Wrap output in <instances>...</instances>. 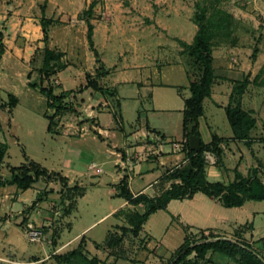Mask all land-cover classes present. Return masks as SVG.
<instances>
[{
  "label": "crops",
  "instance_id": "0c3cea01",
  "mask_svg": "<svg viewBox=\"0 0 264 264\" xmlns=\"http://www.w3.org/2000/svg\"><path fill=\"white\" fill-rule=\"evenodd\" d=\"M254 3L260 10L264 11V0H256ZM232 16L235 18V14ZM174 25L172 28L173 32L178 34H173V40L169 41L167 45L158 47V55L161 53V58L157 56L155 59L151 58L152 61H144L145 59L149 60V58L144 56V58L142 57L139 60L140 58L134 55V60L129 65L118 67V64H114L112 67H106L99 55L96 60L102 69L99 70L97 65L94 73L89 75L96 78L101 86L112 90L114 95L102 96L90 88L75 95L78 100L77 103L82 101L80 107L77 106L76 109L83 113L82 116L84 118L79 116V124L77 123L78 118H70L75 121L70 123V126L68 125L69 131L67 130V125L63 122L65 126H59L61 131L56 126L54 130L56 129L57 134L49 133L52 137L77 138L78 140L90 134L92 139L96 136L100 141L107 142L104 152H102L105 158L103 163L94 162L95 155L82 149L79 153L86 159V163L78 165L74 159H71L67 166L66 174L59 173L68 179L69 187L77 186L83 191L75 199L74 205H71L68 198L64 201L65 210L62 211L63 215L61 217L63 216L62 222L65 223V226H60L62 230L55 236L53 241L51 240L52 243L50 241L55 249L54 252L57 254L53 252L51 256H47L51 252V245L43 247V245L39 246L33 243L37 245L36 249L28 251L26 248H21L18 239L12 243L7 242L11 228L17 227L24 233L22 224H25L27 220L34 221L37 225H40V222L43 223V226L50 224L48 222L49 213L46 211L47 203L41 201L33 205L37 194H39L36 189V184L39 181L25 191L17 189L16 186H0V241H3L0 243V264H51L50 259L58 264L55 256L77 249L83 239L85 241L84 253L89 258L96 257L100 260L96 255L93 254L92 256L90 252L92 250L96 252V250L107 245L109 235L114 236L116 234L118 236L121 234L117 230V226L120 224L117 217L118 212L122 209L136 208L137 212L142 213L144 211L141 212V209H145L143 204L131 206L124 199L118 197L116 185L126 177L128 188L133 196L144 194L150 198H155L169 189L172 183L177 182L168 179L167 176L173 170L183 167L188 162L186 160V152H175L171 143L186 142L183 130L184 102L190 97V82L198 79L201 71L178 43V41H182L186 44H191L196 34L197 26L194 28L195 32L190 36L191 38L185 39V33L182 34L183 36L179 34L182 31L185 32V27L182 28L176 23ZM163 30L166 32L172 31L171 28L165 27ZM231 36L232 34L223 36L219 43L217 41L219 45H215L217 37L213 38L212 57L215 79L211 86L210 96L205 98L202 103L203 116L198 120L200 144H210L214 136L226 140L219 145L222 149L221 164H216L217 159L213 154L206 153L207 180L227 185L234 181L235 173L238 172L244 178H247L251 176L253 169H257V177L264 184V121L262 120L261 122L255 115L260 112L264 113V67L261 70L252 71V73H249V67L244 65L239 66V69H235L234 62L237 65L239 62L234 61L233 58L230 60V57L234 54V51L235 54L239 51L238 47L241 45ZM218 46H220L219 48L224 54L220 69L215 66L216 51L214 49ZM257 60L254 65L261 64L262 67L263 56H259ZM1 70H3L2 64L0 65ZM244 79H247L249 83L240 97V106L244 111L251 113V116L256 121L255 127L250 132V146H247L245 141L233 139V132L225 114L226 107L229 105L233 107L237 104L235 98L231 100L234 85ZM252 84L257 85V87ZM251 93L253 94L252 96ZM85 94H87L86 99L83 98ZM17 105L11 109L10 113H8L9 110H6L7 120L6 123L0 120V130L3 129L4 124H6L5 128L8 131L14 129L15 119L13 118V112ZM98 105H100L99 107L103 106V110H98ZM0 107H5L4 102L0 104ZM106 110L110 111L109 115L112 118H101V114L106 112ZM126 110H131L133 118L125 124L124 115ZM115 114L119 117L117 121L114 119ZM220 114H223L226 118L230 130L227 132L225 130L224 134H222V129L219 127L218 117ZM6 117L4 116V119ZM77 130H80L81 135L78 132L76 134ZM154 135L163 139L162 149L158 150V144L151 140ZM12 136L14 137L13 133ZM5 157H7V147ZM24 158L26 162L23 164H26V155H24ZM112 161L115 169L110 177L111 181L105 187L100 182L92 187L95 188L96 192L100 193L96 197V200L99 201L97 204L99 207H105L106 212L90 226L78 228L74 223L76 220L75 214L79 208L78 202L86 198L88 191L80 184L81 178L85 176L89 178L99 177L102 173L99 165H105ZM227 162L231 164L230 167L226 166ZM93 164L97 169L101 170L99 174L95 172L96 169L90 168ZM5 165L4 158L3 165L0 166V177L9 179V173L5 176L2 175ZM76 181H78V184ZM8 188H13L14 192H9L10 189ZM101 192H103V195ZM248 202L257 201L245 200L240 207L226 208L220 201L209 198L202 193L195 194L191 199L172 200L165 210H159L149 217L136 237L144 238L145 246L148 250H154L152 248L157 247L158 250L155 252L159 255L158 252L163 248L162 244L156 242L155 245H152L153 232L151 228L149 230H145V228L154 215L163 212L167 215L170 225L176 222L182 229L183 227H188L191 233H203L205 236L209 234L219 235L232 241L242 240L254 250L253 246L256 242L264 243V210L251 211L246 205ZM262 202L264 201H260V203ZM111 219L115 221V224L106 230L104 240L97 242L92 240V238L86 237L95 228V225ZM73 232L74 234L71 235ZM18 233L20 234V232ZM167 233L168 230L163 232L162 238ZM122 243L123 241L112 247L107 246V249L117 251ZM91 248L93 249L91 250ZM178 248L171 254H174ZM39 250L43 251L45 255H41ZM254 251L264 261V250L262 254H258L256 250ZM214 254L208 253L206 259L212 261ZM229 259L235 264H239L236 260ZM129 262L134 264L131 259ZM100 264H102L101 260ZM213 264L217 263L213 262Z\"/></svg>",
  "mask_w": 264,
  "mask_h": 264
},
{
  "label": "rangeland",
  "instance_id": "374dc122",
  "mask_svg": "<svg viewBox=\"0 0 264 264\" xmlns=\"http://www.w3.org/2000/svg\"><path fill=\"white\" fill-rule=\"evenodd\" d=\"M92 1L96 2L90 19V23L93 25L94 49L90 48L87 41V14L85 12ZM254 2L256 0H0V41L4 46V54L0 60V65L2 64L3 68L0 71V104L4 102V106H6L9 93L14 94L19 100V104L13 112L14 129L8 131L5 128L6 124H4L3 129L0 130L2 143L0 147H7L6 165L3 167L2 175L5 176L9 173L7 165L14 167L25 163L24 155H26L27 160H33L48 172L54 171L62 174H66L71 159H74L78 165L86 163V159L79 153L82 149L95 155L94 162L103 163L105 158L102 152H104L107 142L100 141L96 136L92 139L90 134L78 140L77 138L52 137L47 132L48 121L44 117V112L50 115L52 111L47 109L45 97L39 93L38 89L29 86L30 83L38 86L42 81L43 86H52L56 94L72 91L68 98L69 100L74 99L75 107H80L82 101L77 103L78 100L75 95L78 94L80 88L86 85V76L94 73L97 65L98 67L101 66L97 64L94 51H96L97 56L100 55V59L106 67H112L114 64H118V67L129 65L133 62L134 55H137L139 60L147 56L149 60L145 59L144 61H152L151 58L155 59L157 56L161 58V53L158 55V47L167 45L169 41L173 40V34H178L173 32L174 23L182 28L185 27V32L179 33L181 36L185 33V39L195 32L196 25L193 16L199 11L198 7L199 9L204 8L206 17L210 19L222 18L225 14L232 18L224 22L228 23L229 35L232 34L231 38H234L241 45L238 47L239 51L236 54L234 51L230 57V60L233 58L234 61L239 62L238 65L234 62L235 69H239L241 65L248 66L249 73L263 69L264 11L260 10ZM233 14H235V18H233ZM42 19L49 21L47 44L43 42ZM164 27L171 28L172 31L166 32L163 30ZM224 35L217 33L215 45H219L218 43ZM219 47L214 49L216 51L215 66L217 69H220L224 59V54ZM255 47L258 49V53L256 58H252L251 55ZM47 48L53 51L55 55L57 54L59 60L52 62L55 73L50 79L43 80L39 71L42 67L44 51ZM261 55L263 56L262 67L261 64L254 65ZM252 85L257 87V85ZM83 98L86 99L87 94L83 95ZM99 106L97 109L103 110V106ZM0 109H4L0 110V120L6 123V110L9 109L6 107H0ZM10 112L11 110L8 113ZM82 114L76 109L74 114L63 115L64 117L58 116L56 118L58 130L61 131L59 126L62 127L65 124L67 130H70L69 124L75 121L70 118H78L77 123L79 124V116ZM109 114L110 111L106 110L101 114V118H112ZM255 115L258 120L264 121L263 112ZM132 118L131 110H126L124 123L126 124ZM218 120L222 134L225 130L226 132L230 131L223 114H220ZM79 131L77 130L76 134L78 132L81 135ZM226 166L230 167L231 164L227 162ZM99 167L102 170L99 177L89 178L85 176L81 178V182L79 180L82 187L88 191L86 198L78 202L79 208L74 221L78 228L90 226L106 212L105 207L98 206L99 201L96 200V197L100 193L92 187L99 182L105 187L111 181L110 177L115 168L113 161L99 165ZM94 169H96L97 174L101 172L95 165ZM98 170L99 172H97ZM76 182L78 184V181ZM134 188L136 189V187ZM8 189H10L9 192H14L13 188ZM36 189L42 195V202L47 203L46 211L49 213L48 222L50 224L43 226V223L40 222V225H37L34 221L27 220L25 224H22L24 233L17 227L11 228L7 242L12 243L18 239L21 248H26L28 251L36 249L37 245L33 243L39 246L43 245V247L51 245V252L47 255L51 256L55 251L51 243L62 230L60 226H65V223L62 222L63 216L61 217L62 211L65 210L64 201L68 198L71 205H74L79 192L67 191L56 178L48 179L47 177L39 179ZM101 193L103 195V192ZM246 205L251 211L264 210V202H248ZM144 210L141 209V212ZM136 212V208L122 209L118 212L117 217L120 224L117 226V230L119 233L122 231L125 237L122 239L123 243L119 250L111 251L104 244L105 246L96 252L91 248L90 254L99 257L102 264H130V259L133 260L134 264H168L173 256L171 253L184 242L185 235L182 227L176 222L170 225L167 215L163 212H159L151 218L145 230L151 228L153 232L152 245H155L156 242L162 244L163 248L157 255L155 252L158 250L157 247L152 248L154 250H148L144 238L133 236L131 232L124 233L125 230L131 229L129 218ZM113 224L115 221L112 219L104 223L100 222L86 237L101 242L105 238L106 230ZM28 225L42 232L40 239L32 241L27 237L25 232H27ZM167 230L168 233L162 238L163 232ZM73 234L74 232L71 233V235ZM201 236L205 235L189 232L188 242L194 243ZM2 242L0 241V243ZM253 248L258 254H262L264 243L256 242ZM39 251L41 255H45L43 251ZM192 257L194 255H191ZM50 261L51 264H57L52 259ZM212 262L235 264L221 253H215ZM62 264H66V262ZM73 264L81 263L74 261Z\"/></svg>",
  "mask_w": 264,
  "mask_h": 264
},
{
  "label": "trees",
  "instance_id": "16d2710c",
  "mask_svg": "<svg viewBox=\"0 0 264 264\" xmlns=\"http://www.w3.org/2000/svg\"><path fill=\"white\" fill-rule=\"evenodd\" d=\"M95 1H92L86 12L87 14V41L90 48L94 49L93 42V25L90 23L91 14ZM198 12L193 16L194 24L197 26L196 34L191 44H186L182 41H178L179 45L185 50L187 55L191 57L194 63L199 67L201 74L198 79L192 80L189 84L190 97L184 102L183 111V130L185 133L186 142L184 145V151L186 152L187 164L181 168L173 170L167 178L176 183H172L170 188L165 190L160 196L150 198L144 194L133 196L128 188V181L124 177L117 185L119 191L117 196L124 199L128 204L132 206H138L143 204L145 210L143 213L136 212L129 218L131 229L125 230L133 235L138 236L142 230L143 225L147 222L152 214H155L159 210H165L167 205L172 200H184L191 199L195 194L202 193L209 198L216 199L226 208L240 207L245 200L251 201H264V184L257 177V169H253L251 176L244 178L240 173H235V179L229 184H223L220 182H209L206 175V153H211L217 159L216 164H221L222 149L219 145L226 140L214 136L210 144L205 145L201 143V150L194 152L189 149V136L195 135L199 137L198 133V120L203 116V100L208 98L211 94V86L215 79L212 57V41L216 37L217 33L230 34L228 19H232L227 14L222 18L210 19L206 17V10L198 7ZM221 14V13H220ZM225 24H224V23ZM49 21L42 19L41 31L43 34V42L47 44L48 40V25ZM95 55L98 59L96 51ZM258 53L257 47L252 52V58H256ZM4 54V46L0 41V60ZM57 55V54H56ZM50 49H45L42 67L40 69L41 78L48 80L55 73L52 62L59 60ZM102 68L99 67V70ZM98 76V75H97ZM86 85L79 89L78 94L82 93L86 89H92L94 92L100 93L102 96H113L114 92L108 88L101 86L96 78L91 75L86 76ZM248 80L236 83L233 87L231 96L236 99V105L225 108V114L228 123L233 132V139L239 141H245L247 146L251 144L250 132L255 127L256 121L251 116V113L244 111L240 106V97L248 85ZM31 87L38 89L39 93L46 99V107L52 111L50 115L45 112L44 117L48 121L47 132L50 134H57L54 130L56 127L58 116L66 114L76 113V107L73 100H69V96L72 91L61 92L60 94L54 93L52 86H43L42 81L37 86L34 84ZM18 103V99L14 94L9 93L7 96L6 108L13 109ZM119 117L114 115L115 121ZM192 126V132L190 133L188 127ZM6 155V146L0 147V166L3 165V161ZM7 169L10 173L9 179H3L0 177V186H16L17 189L25 191L29 189L35 182L39 181L41 177H47L48 179L56 178L62 187L67 191L79 192V196L82 194L83 189L73 186L68 187V179L63 177L59 173L48 172L46 169L41 168L39 164L27 160L26 164L18 167H11L7 165ZM46 195V193H43ZM42 201V195L38 194L35 205ZM185 234L183 244L174 252L172 258L168 264H213L210 259H206L208 253H221L229 258L236 260L239 264H264V261L256 254L254 250L248 246L247 243L240 240H229L222 238L219 235L209 234L208 236H201V238L194 242H188L189 228L183 227ZM125 234V235H126ZM124 237L121 231L120 235H109L107 240V246L112 247L122 242ZM85 241L81 240L77 249L68 252L66 254L55 256V260L62 264H73L74 261H79L81 264H100V260L96 257L89 258L85 253ZM191 255L194 257L191 258ZM80 259V260H79Z\"/></svg>",
  "mask_w": 264,
  "mask_h": 264
},
{
  "label": "built area",
  "instance_id": "2783aa9c",
  "mask_svg": "<svg viewBox=\"0 0 264 264\" xmlns=\"http://www.w3.org/2000/svg\"><path fill=\"white\" fill-rule=\"evenodd\" d=\"M154 143L158 144V150L162 148L163 144H164V141L163 139H161L160 136H157V135H154L152 136V139H151ZM172 145V149L177 152V153H182L184 152V145H185V141H181V142H172L171 143ZM187 160V159H186ZM188 161V160H187ZM90 168H94L93 165H91ZM99 172V170L97 171ZM27 234V237L30 239V240H38L40 239L41 235H42V232L38 229H35L33 228L31 225H28L27 226V232H25ZM208 236V235H206Z\"/></svg>",
  "mask_w": 264,
  "mask_h": 264
},
{
  "label": "water",
  "instance_id": "95a60500",
  "mask_svg": "<svg viewBox=\"0 0 264 264\" xmlns=\"http://www.w3.org/2000/svg\"><path fill=\"white\" fill-rule=\"evenodd\" d=\"M189 132H192V126L188 127ZM189 149L194 152H199L201 150L200 138L195 135L189 136Z\"/></svg>",
  "mask_w": 264,
  "mask_h": 264
}]
</instances>
